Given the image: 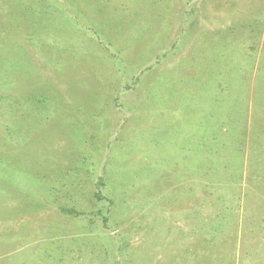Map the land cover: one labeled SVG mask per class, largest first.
I'll return each mask as SVG.
<instances>
[{
	"label": "rangeland",
	"instance_id": "1",
	"mask_svg": "<svg viewBox=\"0 0 264 264\" xmlns=\"http://www.w3.org/2000/svg\"><path fill=\"white\" fill-rule=\"evenodd\" d=\"M0 264H264V0H0Z\"/></svg>",
	"mask_w": 264,
	"mask_h": 264
}]
</instances>
